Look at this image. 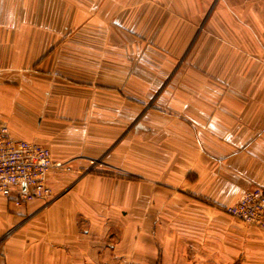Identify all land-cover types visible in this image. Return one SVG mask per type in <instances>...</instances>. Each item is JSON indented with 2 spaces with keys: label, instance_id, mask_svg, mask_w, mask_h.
<instances>
[{
  "label": "crops",
  "instance_id": "0c3cea01",
  "mask_svg": "<svg viewBox=\"0 0 264 264\" xmlns=\"http://www.w3.org/2000/svg\"><path fill=\"white\" fill-rule=\"evenodd\" d=\"M0 123L72 167L0 264H264V0H0Z\"/></svg>",
  "mask_w": 264,
  "mask_h": 264
},
{
  "label": "built area",
  "instance_id": "2783aa9c",
  "mask_svg": "<svg viewBox=\"0 0 264 264\" xmlns=\"http://www.w3.org/2000/svg\"><path fill=\"white\" fill-rule=\"evenodd\" d=\"M97 164L93 161V165ZM53 168L72 170L68 162L55 161L49 148L34 141L14 138L9 127L0 123V195L18 204L52 198L53 189L48 176ZM223 210L234 218L264 229V188L245 191L236 203ZM1 258L0 249V261Z\"/></svg>",
  "mask_w": 264,
  "mask_h": 264
},
{
  "label": "rangeland",
  "instance_id": "374dc122",
  "mask_svg": "<svg viewBox=\"0 0 264 264\" xmlns=\"http://www.w3.org/2000/svg\"><path fill=\"white\" fill-rule=\"evenodd\" d=\"M225 212V211H224Z\"/></svg>",
  "mask_w": 264,
  "mask_h": 264
}]
</instances>
